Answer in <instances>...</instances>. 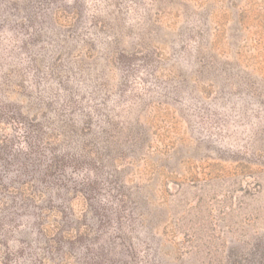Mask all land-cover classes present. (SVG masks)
<instances>
[{
  "label": "rangeland",
  "instance_id": "1",
  "mask_svg": "<svg viewBox=\"0 0 264 264\" xmlns=\"http://www.w3.org/2000/svg\"><path fill=\"white\" fill-rule=\"evenodd\" d=\"M0 264H264V0H0Z\"/></svg>",
  "mask_w": 264,
  "mask_h": 264
}]
</instances>
